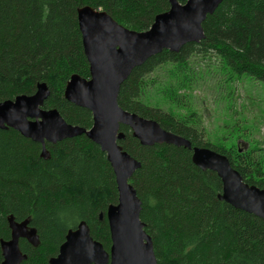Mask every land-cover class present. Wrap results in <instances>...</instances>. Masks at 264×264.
Returning a JSON list of instances; mask_svg holds the SVG:
<instances>
[{
    "label": "trees",
    "instance_id": "1",
    "mask_svg": "<svg viewBox=\"0 0 264 264\" xmlns=\"http://www.w3.org/2000/svg\"><path fill=\"white\" fill-rule=\"evenodd\" d=\"M185 4L187 0H178ZM89 6L122 26L146 32L170 0H0V102L34 95L38 84L50 89L45 110H57L73 126L90 130L93 114L65 98L73 75L90 79L78 10ZM205 39L180 52L164 50L136 68L122 84L124 110L157 121L162 128L228 157L249 185L264 189V148L241 150L208 137L193 109L194 92L210 88L234 93L243 79L264 83V0H224L203 23ZM157 98L193 109L178 117ZM123 150L141 162L130 183L142 202L141 221L151 236L157 264H264V220L219 197L217 173L202 170L192 151L169 144L143 146L129 127ZM43 147L14 129H0L1 241L11 239L10 219L27 222L38 244L21 239L23 264H50L70 230L86 222L109 252L107 210L118 204L114 170L86 135Z\"/></svg>",
    "mask_w": 264,
    "mask_h": 264
},
{
    "label": "water",
    "instance_id": "2",
    "mask_svg": "<svg viewBox=\"0 0 264 264\" xmlns=\"http://www.w3.org/2000/svg\"><path fill=\"white\" fill-rule=\"evenodd\" d=\"M224 0H170V9L156 16L146 32H136L119 24L102 10L85 6L78 10L83 48L90 65V79L73 75L65 89V98L93 114V126L86 130L68 124L60 113L43 107L50 97L45 83L38 84L31 96H18L0 102V129H14L25 138L42 145V157L49 158L46 144L86 135L107 154L118 186V204L109 206L112 246L108 252L91 235L86 222L70 230L57 256L50 264H157L154 243L141 221L142 202L130 183L141 162L123 150L119 141L126 138L122 126L129 127L141 145L169 144L192 151L193 163L202 170L218 174L223 183L220 199L234 208L264 220V189L246 183L227 156L192 142L120 107L122 84L132 72L164 50L178 53L189 43L205 39L203 23ZM11 239L1 241V264H23L27 255L21 239L38 244L34 229L27 222L10 219Z\"/></svg>",
    "mask_w": 264,
    "mask_h": 264
},
{
    "label": "rangeland",
    "instance_id": "3",
    "mask_svg": "<svg viewBox=\"0 0 264 264\" xmlns=\"http://www.w3.org/2000/svg\"><path fill=\"white\" fill-rule=\"evenodd\" d=\"M210 86L211 82L196 89L193 109L203 118L211 141L227 148L239 146L242 151L256 146L264 148V83L243 79L230 95ZM157 102L178 117L193 110L160 98Z\"/></svg>",
    "mask_w": 264,
    "mask_h": 264
}]
</instances>
